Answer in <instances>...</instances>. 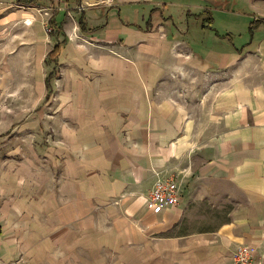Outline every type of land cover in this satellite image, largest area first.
<instances>
[{"label": "crops", "instance_id": "1", "mask_svg": "<svg viewBox=\"0 0 264 264\" xmlns=\"http://www.w3.org/2000/svg\"><path fill=\"white\" fill-rule=\"evenodd\" d=\"M135 1L90 18L77 0L49 17L54 0H0V33L47 99L7 137L27 146L0 162V264H236L241 243L264 264V0H212L203 54L186 10L136 20L120 11ZM173 172L182 200L154 213L148 195Z\"/></svg>", "mask_w": 264, "mask_h": 264}, {"label": "rangeland", "instance_id": "2", "mask_svg": "<svg viewBox=\"0 0 264 264\" xmlns=\"http://www.w3.org/2000/svg\"><path fill=\"white\" fill-rule=\"evenodd\" d=\"M125 1L132 0H77V4L75 5L76 8L81 11H88L90 18H97L102 10L106 11L117 3ZM234 1L235 0H232V3H235ZM56 2L57 3H55L54 0V4L50 5L48 9L43 11L46 17L51 16L56 10L62 8L63 5L59 0ZM166 2H169L170 6L171 3H175L179 10H186L187 15L182 21V24L190 29V31L186 33V38H188L187 40L195 50H199L203 54L207 53L210 48H213L217 30L216 27L214 28L213 26L214 23L207 17H209V15L214 17V14L217 13L216 9L218 6L215 5L212 0H140L131 3H122L120 5V11L125 16L129 12L134 19L141 20L144 16H149L153 7L157 6L156 8L161 12L165 7L164 5ZM227 5H230V3H227ZM173 7L175 6L172 5V9ZM205 7H209V12L211 14H206L198 18L192 13L200 12ZM72 13L75 15V12L72 11ZM72 13L69 11L68 16L72 17ZM203 23L209 24L210 26L202 27L201 25H203ZM178 24L181 23L178 22ZM215 24L217 25L218 23ZM45 26L48 33L54 31V27L50 25L48 20L46 21ZM0 27L3 29L4 24L1 23ZM8 33H10L8 30L0 33V162L6 157V152L21 150L20 148L22 146H27L26 144L11 143L7 139L10 135H16V133L12 134L14 117L20 115L22 110L29 109L31 114H33L31 118H35V113H37L38 108H42L47 103L45 97H38L39 94L37 93L36 78L33 77V79H29L28 81L24 80L26 73L23 75L19 63V56L21 54L20 42L19 40L13 42L8 41V37L10 36ZM16 36H19V32L16 33ZM49 50L50 46L46 49V53H48ZM44 54L45 53H43V55ZM7 61L11 62L7 63ZM32 67H34V65L30 64V71H32ZM26 90H28L27 96L25 92ZM36 132L37 129L32 130V133ZM33 146L34 148H37L39 145L34 143Z\"/></svg>", "mask_w": 264, "mask_h": 264}, {"label": "built area", "instance_id": "3", "mask_svg": "<svg viewBox=\"0 0 264 264\" xmlns=\"http://www.w3.org/2000/svg\"><path fill=\"white\" fill-rule=\"evenodd\" d=\"M182 190L183 181L176 173L173 172L168 176L160 175L148 195L147 206L154 213H161L166 207L181 202ZM234 260L236 264H257L253 248L245 243L238 246Z\"/></svg>", "mask_w": 264, "mask_h": 264}, {"label": "trees", "instance_id": "4", "mask_svg": "<svg viewBox=\"0 0 264 264\" xmlns=\"http://www.w3.org/2000/svg\"><path fill=\"white\" fill-rule=\"evenodd\" d=\"M18 2H34L36 0H17ZM81 25L83 28H86V22L84 18H81ZM50 25H52L54 27V31H52V34H55V32L58 31H62V27L56 22V20L51 17V19L49 20ZM65 43V40L63 41H58L55 45V47L49 52L48 54V59L47 61L49 63L52 62H56L58 60V57L60 55V52L62 50L63 44ZM54 76H56V71L52 70L48 77H47V84H48V88L50 89V91H52L53 85H52V80L54 79Z\"/></svg>", "mask_w": 264, "mask_h": 264}]
</instances>
